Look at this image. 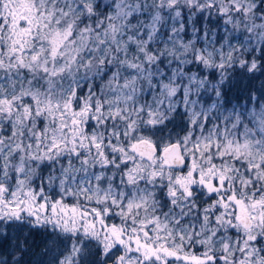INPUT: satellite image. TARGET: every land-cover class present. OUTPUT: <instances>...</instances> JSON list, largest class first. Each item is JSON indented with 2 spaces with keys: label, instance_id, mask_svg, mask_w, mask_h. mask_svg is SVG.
<instances>
[{
  "label": "snow or ice",
  "instance_id": "snow-or-ice-1",
  "mask_svg": "<svg viewBox=\"0 0 264 264\" xmlns=\"http://www.w3.org/2000/svg\"><path fill=\"white\" fill-rule=\"evenodd\" d=\"M0 264H264V0H0Z\"/></svg>",
  "mask_w": 264,
  "mask_h": 264
}]
</instances>
